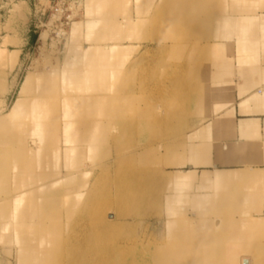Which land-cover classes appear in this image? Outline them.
<instances>
[{"label": "rangeland", "instance_id": "1", "mask_svg": "<svg viewBox=\"0 0 264 264\" xmlns=\"http://www.w3.org/2000/svg\"><path fill=\"white\" fill-rule=\"evenodd\" d=\"M117 1L119 5L115 8L114 5ZM117 1L113 2V7L112 2L106 3L104 12L97 15L93 12V9L96 8L98 0H53L38 29V41L29 53L26 71H29L27 75H33L36 83L41 82L38 89L39 92L45 94L43 100L45 106H48V113L43 122L47 123V128L46 125L42 127L46 131L43 133L41 131L35 132L33 118L25 120L24 117L12 121L6 120L7 123L0 126V194L7 195V198L0 202V213H2L0 222L13 223L12 230L17 242L16 246H0L5 250L4 255L7 257L8 264L36 263L35 260L30 261L27 257H22V249L17 240L20 222L17 221L18 213L14 214L13 209L20 195L25 191L35 192L38 188L44 186L50 188L52 185L55 188L61 185V203L55 205L58 211L53 214V217L48 216L47 213L39 212V207L36 210L38 211L36 212L37 217L46 219V228L37 225L39 229L33 239L34 242H38L33 245L36 247L33 251H37L35 254L33 253L34 257H39L40 260L36 264H112L114 257H140L139 254H136L138 250L152 249L153 245L151 243H153V240L155 241V238L158 240L162 237L165 238L164 235H167L166 233L167 231L170 232V229L178 236L181 232L179 227L168 228L173 223L185 222L184 220H186L188 225L196 227L206 225L212 219L224 220L227 216L233 219H235L234 217L238 218V215L233 217L232 213L225 214L222 212L216 214V216L214 213H208L206 194L212 190L208 191L207 189L194 187L172 194L169 191L171 188L167 185L168 176L162 170L165 159L171 154L173 147L181 141L182 133H172L170 130L175 125H179L182 120L189 118L192 107L191 102L195 100L193 93L196 92V87L185 80L191 77L189 69L186 70L185 66H176L174 59L171 60L170 57H173V53L177 48L183 47V51L192 53L193 62L197 63L201 60V53L197 54V52L202 51L204 48L202 44L205 45L207 42L213 41L218 42L220 39L207 38V24L202 23L198 26L196 22L192 23L190 20L184 19L181 21V15L177 19L174 0H167V15L162 16L161 24L159 2L157 0L153 2L156 3L155 5L147 7L146 14H137V12L132 11V8H125L126 0ZM205 2L207 4V1ZM222 4L223 0L208 1L206 6L209 9L210 18H213V15L214 17L222 15ZM4 7L6 8V6ZM56 9L60 10L57 18L68 17L70 22L66 30L67 39L61 43L57 42V39H52L53 29L50 28L51 15L54 14ZM3 14V9L0 8V15ZM7 16H9L8 13ZM143 16L145 17L144 21L139 22V18ZM88 21L96 23L94 29L91 28L90 24L85 25ZM128 21L131 24L129 27H127ZM78 25L79 31L74 34L73 29ZM132 27L136 29L140 27L141 34L143 32L150 34L149 38L135 40L137 44L145 41L141 45L151 48L146 49L138 60V63L146 62L149 65L147 66L149 72L141 76L147 81H143L140 86L141 97L133 95L131 85L127 79L129 76L137 77L134 72L128 75L122 72L123 70H120L122 72L120 73L105 68L117 61L120 63V68H123L132 55L127 57V54L124 53L126 52L125 49H119L120 51L118 49H108L109 51L105 52L100 47H95L97 43L99 46L106 48L109 45L114 48L128 45L129 39L126 30L131 33ZM82 31L85 41L88 42L87 44L92 45L90 48H97L100 55L105 56L102 61H98L94 65L88 60H82V63L78 62L79 58L84 57L86 52V49L81 50L84 42L81 35ZM116 32L119 35L113 37L112 34L115 33L116 35ZM51 43L52 49H49L48 45ZM87 44L85 47L88 46ZM166 52L172 53L167 56V60L165 58ZM8 55L6 50L0 49V64L13 62L15 57L12 59L9 55L8 58ZM98 66L104 67L103 71H98ZM162 66L167 68L163 73L160 72ZM63 71L69 74H65V77L62 78ZM48 73L51 74V78L42 81ZM92 74L93 79H90ZM98 79L107 80V84L98 85ZM110 79H113L112 82ZM197 103L203 104L200 101H197ZM11 104L12 102L4 107V103L0 102V108L3 109L0 115L5 114ZM77 118L83 124V128L82 126L79 127L94 132H91L93 135H88L87 132L76 134V139L73 141L69 153L71 157L66 170L67 174L72 175L70 177L72 179L70 187L68 186L69 183L66 184V181L63 183H61V180L51 182L55 180L57 170L60 168L56 166L53 158L54 156L56 158L58 153L56 148L62 147L63 132L61 131L64 123L74 122V119L77 120ZM116 119L121 122L138 124V126L127 128L133 133H115L120 130V127L113 125ZM143 122L149 124L150 127L140 126ZM23 123L25 125H22ZM75 126L78 125L75 124ZM139 128H151L153 131L150 135H143L140 134V130H137ZM73 131H76V129L74 128ZM85 135L86 140L81 141ZM44 137L48 141L46 143L42 142L40 148L37 149L38 151L27 146V140ZM5 138L7 142H3ZM111 140H113V145ZM144 141L149 144L142 145ZM169 147H171L170 150ZM9 150L13 155L10 159L8 158L6 167H3L5 161L2 155L5 152H10ZM144 151L146 153L145 159H140L139 153H144ZM22 152L30 154V161L32 162H28L30 169L23 177L19 171V164L21 163L19 155ZM36 152L42 153L41 160L34 156ZM110 158L112 159L108 162L107 159ZM82 159L86 163L85 165L79 162ZM129 159H133L131 160L133 161L132 165L129 163ZM117 161L121 163L116 165L115 162L117 163ZM125 161H128L129 164L126 166H131L137 170L136 177L132 179L134 185L132 194L135 203L128 207L125 203L118 201L115 192V189H119L115 188L117 181H120L117 178H123L121 171L127 169L124 166L125 163H123ZM185 170L188 169L185 168ZM141 171H143V174ZM44 173H46V176L43 179ZM201 177L199 176L198 179ZM97 178L98 182H96ZM108 179L112 181H108ZM173 179L171 178V183L175 188L189 185L185 182L178 186ZM41 180L49 183L40 184ZM89 180L91 185L95 184L96 190L89 196L87 204L80 206ZM124 185L126 183L120 185V187L123 188ZM69 188L72 190L71 192ZM218 191V189H215V192L212 191L210 194L212 196L213 194L216 195ZM13 192L17 193L13 195ZM121 194L123 195L122 192ZM9 195L13 196L10 197ZM55 195L57 196V193ZM33 200L40 202L42 198L38 197ZM209 203L212 205V197ZM262 203H264V200ZM116 204L119 205L116 206ZM109 205H113L114 208L111 209ZM101 209L104 210V216H102L103 211L101 212ZM211 209L213 208L211 207ZM97 214L99 219L103 218V225L106 227V231L98 230V238L94 233L96 231L93 229L91 221L93 215ZM263 215L264 213L259 216ZM14 216L16 217L15 223L13 222ZM254 216L257 217L258 215ZM29 223H32L31 219ZM36 223L39 224L37 220ZM1 228L2 233L9 231L6 225H2ZM258 233L257 237L251 235V237L241 239L247 240L249 245L256 240H261V231L259 230ZM43 237L45 238L43 239ZM112 249L116 251L113 253ZM108 250H112V254ZM71 251L76 253L71 255ZM84 251H87L86 254ZM242 255L246 254L239 252L237 257L239 258ZM31 256L28 253V257ZM88 257L89 259L86 260ZM257 257H264V254ZM260 263L264 264V261Z\"/></svg>", "mask_w": 264, "mask_h": 264}, {"label": "crops", "instance_id": "2", "mask_svg": "<svg viewBox=\"0 0 264 264\" xmlns=\"http://www.w3.org/2000/svg\"><path fill=\"white\" fill-rule=\"evenodd\" d=\"M115 1L117 0H98L93 12L98 15L104 12L106 3ZM157 1L161 24L162 16L167 15L168 2ZM205 1L208 4L209 0H174L177 19L181 15V21L190 20L192 23L196 22L198 26L202 23L207 24V38H219L220 41L202 44L204 48L197 52V54L201 53V60L197 63L193 62L192 53L183 51V47L177 48L173 57H170L171 60L174 59L176 66H185L186 70L189 69L191 77L185 80L196 87V92L193 93L195 100L192 102L189 118L182 120L170 130L172 133H182V136L179 144L173 147L171 154L165 159L162 170L168 176L167 185L171 188L169 191L172 194L194 187L212 190L213 193L218 189L216 195L212 196L210 194L212 191L206 194L208 213H214L215 216L222 212L232 213L233 217L238 215V218L234 217L235 220L251 217L261 227V229L257 228L253 235L257 237L260 230L261 236H264V215L259 216L264 213V203H262L264 200V0H223L222 15L219 17L213 15V18H210ZM52 2L53 0H0V8L4 12L2 16L0 15V49L6 50L9 55H15L12 63L9 61L0 64V102L4 103V107L8 103L13 104L19 95L22 83L29 72L26 71L29 53L38 41V29ZM153 2L155 0H126L125 8H132L137 14H146L147 7L156 4ZM17 3L24 5L22 16L24 19L12 17L9 12L11 6ZM111 5L113 7L114 3ZM118 5L117 1L114 7ZM144 19V16L140 17L139 22H143ZM129 26L131 24L128 21L127 27ZM140 27L137 29L132 27L131 33L126 30L129 44L116 47L125 49L124 53L127 57L132 55L125 67L120 68L119 61L105 67L112 72L123 70L122 72L128 75L134 72L137 77L129 76L127 79L135 97L142 96L140 86L143 81H147L141 76L149 72L147 69L149 65L146 62L138 63V60L146 49H151L149 46L141 45L145 41L135 43L138 38L150 37L149 33L141 34ZM81 35L84 40L81 50L92 46L85 41L83 31ZM118 35V32L116 35L112 34L113 37ZM195 35L192 34L193 37ZM131 40L133 41L130 42ZM96 46L105 52L114 48L110 45L107 48L99 46L98 43ZM169 54L172 53H165L166 60ZM103 68L98 66V71ZM166 70L164 66L160 67L161 73ZM112 80L110 79L111 82ZM106 82L107 80L98 79V85L107 84ZM196 100L203 104H198ZM137 130L143 135H150L153 131L151 128ZM147 142L144 141L142 145L149 144ZM69 148L65 144L59 149L56 148L58 153L53 159L60 168L57 170L55 180L51 182L60 179L65 182L69 165L66 149ZM79 162L86 164L83 159ZM238 175L244 180L225 184L212 181L215 176ZM45 176L46 173L42 178L44 179ZM199 176L202 177L198 179ZM247 177L250 178L249 182ZM171 178H174V183L176 178H182L189 185L175 188ZM42 180L40 184L49 183ZM176 184L181 186L179 183ZM211 197L212 205L209 203ZM6 198L7 195L0 194V202ZM2 225L8 226L9 231L2 233ZM12 225L11 222H0V246L17 245ZM255 242L249 245L247 240L225 242L216 252L215 258L218 264H237L239 258L249 257L252 251L259 252L263 249V240ZM4 251L0 248V264H8ZM239 252L246 255L238 258ZM260 260L263 262L264 257H260Z\"/></svg>", "mask_w": 264, "mask_h": 264}, {"label": "bare ground", "instance_id": "3", "mask_svg": "<svg viewBox=\"0 0 264 264\" xmlns=\"http://www.w3.org/2000/svg\"><path fill=\"white\" fill-rule=\"evenodd\" d=\"M87 7L89 8V6H87ZM9 10H10L9 12H10L12 17H22L24 14V5H23V3L13 4ZM17 19H19V18H17ZM22 19H24V18L22 17ZM89 24L91 25V28H93V29L95 28V25H96L95 22H89L88 21V22H86L85 25L88 26ZM78 31H79V25L75 26L73 29L74 34H76ZM43 45H45V44L43 43ZM48 47L50 49L52 47V43L50 45H48ZM112 49L113 50L118 49V51L123 50L120 48H116V49L110 48L109 50H112ZM85 51L86 52H85L84 57H82V58L80 57L78 62L82 63V60H84V61L88 60V61H91V64L94 65V64L98 63V61H102L103 58H105L104 55H100V52L98 51L97 48L92 49L89 46ZM118 51H117V53H118ZM10 57L13 59V57H15V55H10ZM98 58H99V60H98ZM94 68H95V66H94ZM65 74L68 75L69 73L63 71L62 72V75H63L62 78L65 77ZM48 78H51V74H49V73L44 76L42 81H44L46 79L49 80ZM94 78H95V74H94ZM90 79H93V74L91 75ZM40 84H41L40 81H39V83L35 82V78L33 77V75H26V77L22 83V86L20 88V92H19L17 99L13 102V104L10 106V108L8 109V111L5 114L0 115V126H3V124H6L7 121H12L14 119L24 117V118H26L25 120H27L28 118H33L34 126H35V132L41 131V133H43L46 131V129L43 128L42 126L46 125V128H47V123H44L43 121H44V118H46L45 117L46 114L48 113V106H45V104H44L43 97L45 96V94L39 92L38 88H39ZM4 93H5V91H4ZM102 103H103V101H102ZM1 110H0V112H1ZM95 110H96V108H95ZM71 120H73V119H71ZM74 120H75L74 122L71 121V122L64 123L62 131H61V132H63V134H62L63 136L61 138V143L65 144L67 146V148L70 147L69 150L66 149V154H67L66 157H68V158L71 157V154H69V153L71 152V146L73 145V141H75V139H76V136H77L76 134H81L82 132H87L88 135H93L91 132H94L92 130L90 131V129H88V130L86 128L82 129L83 124H81V122L78 118H77V120L76 119H74ZM75 124L78 126L74 127ZM22 125H25V123H23ZM113 125L117 126L118 128L120 127V130L116 131L115 133H128V132L131 133L132 131L127 129V128L133 127L136 125L138 126V124H134V123H130V122H124V121L121 122V121H118L117 119ZM79 126H82V128ZM140 126L150 127L149 124H147L146 122H143L142 124H140ZM74 128L76 129V131H73ZM96 132H97V130H96ZM78 137H79V135H78ZM22 140H23V138H22ZM84 140H86V135H85L84 139H82L81 141H84ZM114 140H116V139H114ZM47 141H48L47 138L44 137V138H37L35 140H27L26 143L30 149L38 151L37 149L40 148L39 146H41L42 142L46 143ZM111 141H112V145H113V140H111ZM3 142H7L6 138ZM12 155H13V153L11 151L5 152V154L2 155L4 158V161H5L3 167H6V164L8 162V158L10 159ZM32 155H31V157H32ZM145 155H146L145 151H144V153L140 152L139 158L145 159ZM34 156H36L37 159L41 160L42 153L36 152L34 154ZM19 157H20L19 160L21 161V163L19 164L20 165L19 171L23 177L27 174L28 170L30 169V165L28 164V162L30 161V154H24L22 152L19 155ZM111 159L112 158L107 159V161L109 162V161H111ZM129 160H130L129 163H131V165H132L133 161H131V160H133V159H129ZM114 161H115V159H114ZM120 163L121 162H119V161H117V163L115 162L116 165L120 164ZM123 163H125L124 166L129 165L128 161H125ZM130 167L131 166H126L127 169H123V171L120 170L121 173L123 174V178H121V177L117 178L120 181H117L118 183L115 184V188H119L118 190L115 189V192L117 193L118 201H120V203H125L127 207L129 205L132 206L135 203L134 195L132 194L133 189H134L132 179L136 177L135 173L137 172V170L133 167H131V168ZM141 173L143 174V171H141ZM117 174H118V171H117ZM139 175H138V177H139ZM71 176L72 175H69V174L65 175L66 184L68 185V183H69L68 186L71 185L70 184L72 181V179L70 178ZM109 180L112 181L111 179H108V181ZM204 180H205V178L203 179V181ZM207 180L208 179L206 178V181ZM243 180H244V178L242 176L238 175V176H230V177L229 176H227V177L226 176H215L212 181L214 183H218V184H225V183H237V182L243 181ZM247 180L249 182L250 178L247 177ZM96 182H98V178L96 179ZM185 182L186 181H183L182 178H176L175 179V183H179L180 185L184 184ZM61 183H63V181H61ZM124 183H126V185H124L123 188H121L120 185H123ZM128 183H129V185L127 186ZM60 186L61 185H58L55 188L52 187V185L50 186V188L47 186L46 187L44 186V187L38 188L35 192L25 191L22 195H20V197L18 196L19 200H18L17 204H15L14 210H13L14 214L18 213L17 221H18V223L20 222V226L18 229L19 235L17 237V240H18V245H20V248L22 249V251H21L22 257H27L28 260H30V261L35 260L36 263H39V261H40L39 257H34V254L37 251H33V249L36 248L33 245L38 243V242H34L33 239L37 235V232H38L37 230L39 229L37 227V225L45 226V220H46L43 217H41V218L37 217L36 212H38V211H36V210L39 207V209H40L39 212L47 213L48 216L50 215L51 217H53V214L58 211V208H56L55 205H60V203H61V194H60L61 188H60ZM95 190H96L95 184L91 185L90 180H89L88 185L85 187V191H84L85 194H84V197L82 199L80 206L87 204L86 202L89 199V196L92 195ZM46 191H47V193H46ZM69 191L71 192L72 190L70 189ZM121 192L123 193V195L121 194ZM56 193H57V196L55 195ZM38 197H41L42 201L38 202L37 200L36 201L33 200V199H37ZM102 201H104V200H102ZM88 202H90V201H88ZM118 205L119 204H116V206H118ZM122 205H124V204H122ZM109 206L111 207V209L114 208L113 205L112 206L109 205ZM117 210L120 211L119 209H117ZM102 211H103L102 216H104L105 215L104 210L101 209V212ZM30 219L32 220V223H29ZM102 219L103 218L99 219L98 214H97L95 216L93 215V218L91 220L93 223V229L96 231L94 233H95L97 238H98V230L99 229L102 231H106V227H105V225H103L104 220H102ZM36 220L39 222V224L36 223ZM86 220H87V218H86ZM200 220H203V219H200ZM240 220H235V219L227 216L224 220L212 219V220H209V222L206 225H202V226L198 225L196 227L188 225L186 220H184L185 222H179L176 224L173 223L168 228L179 227L180 228L179 230H181V232L179 233L178 236H176V233L172 232L170 229V232L167 231V233H166L167 235H164V236H166L165 238L162 237L160 240L155 238V241L153 240V243H151V245H153L152 249L150 248L149 250L148 249L147 250H144V249L138 250V252L136 254H139L140 257H127V256L117 257V258L114 257V261L112 262V264H218V262L215 258V254L218 251V249L221 248L223 243L229 242V241H240V240H242L241 239L242 236H243V238L244 237L245 238L251 237V235H253L255 230L260 227L259 223H257L256 220L255 219L253 220V218H251V217H243V220H241V221ZM13 222L14 223L16 222L15 216L13 218ZM85 226H86V224H85ZM43 228H46V226ZM112 228H113V226H112ZM260 229H261V227H260ZM179 230H177V231H179ZM79 235L81 236V234H79ZM44 238L45 237H43V239ZM260 238H261V240H263V243H264V236H260ZM78 240H79V238H78ZM83 242H84V240H83ZM103 244H105V243H103ZM101 247H103V246H101ZM256 247H258V245ZM146 248H148V247H146ZM81 250H83V249H81ZM85 250H87V249H85ZM112 250H113V253L116 251L114 249H112ZM112 250L111 251L108 250V251H110L112 254ZM24 251H26V252L24 253ZM85 252H87V251H84V253ZM89 252H93V251H89ZM99 252H101V251H99ZM28 253H30L32 256L28 257ZM73 253H76V252L71 251L70 254L72 255ZM87 254H89V253H87ZM263 254H264V246H263L262 250H259V252H257L256 250L252 251L249 257L239 258L237 264H258V263L261 264L260 263L261 262L260 257H257V256H260ZM102 255H104V254H102ZM108 255H109V253H108ZM230 256H232V255H230ZM91 257H93V256H91ZM94 257H96V256H94ZM87 259H89V257L86 258V260ZM244 259H246V261H242ZM232 260H234V259H232ZM82 264H90V263H82Z\"/></svg>", "mask_w": 264, "mask_h": 264}, {"label": "built area", "instance_id": "4", "mask_svg": "<svg viewBox=\"0 0 264 264\" xmlns=\"http://www.w3.org/2000/svg\"><path fill=\"white\" fill-rule=\"evenodd\" d=\"M58 13H60L59 9L54 10V14L51 15V24H50V28H52V35L53 38L52 39H57V42H65L67 39V28L69 26V19L68 17H64L62 18H57ZM52 39L50 40V42L52 41ZM54 40V41H55Z\"/></svg>", "mask_w": 264, "mask_h": 264}]
</instances>
